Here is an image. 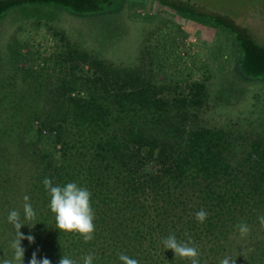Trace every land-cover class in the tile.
I'll list each match as a JSON object with an SVG mask.
<instances>
[{
	"label": "trees",
	"instance_id": "trees-1",
	"mask_svg": "<svg viewBox=\"0 0 264 264\" xmlns=\"http://www.w3.org/2000/svg\"><path fill=\"white\" fill-rule=\"evenodd\" d=\"M124 2L2 1L0 19L22 6L82 18L108 16L122 11ZM227 28L221 29L235 51L228 49L227 55L233 76L264 81V50L247 33ZM65 54L66 74L70 61L77 71L64 76L53 94L41 93L45 85L33 81L26 87L36 92L13 95L5 74L8 64H2L0 258L12 255L9 243L16 236L7 215L17 209L23 218V197L28 195L37 216L23 221L34 227L26 224L20 230L35 237L32 244L21 241L24 264L37 250L38 259L46 256L52 264L63 254L82 264L89 253L95 255L94 264H122L120 253L139 264H190L161 243L170 233L186 240L185 232L199 248L201 264H218L238 238L243 246L236 264H264V228L258 221L264 215L261 143L253 139L246 149L232 131L186 125L192 110L203 103L200 81L188 84L186 93L170 95L139 71L71 47ZM45 177L54 185L76 182L91 192L94 240L85 243L79 234L56 229ZM201 208L209 213L203 224L195 219ZM240 222L251 229L243 239L235 228Z\"/></svg>",
	"mask_w": 264,
	"mask_h": 264
},
{
	"label": "rangeland",
	"instance_id": "rangeland-1",
	"mask_svg": "<svg viewBox=\"0 0 264 264\" xmlns=\"http://www.w3.org/2000/svg\"><path fill=\"white\" fill-rule=\"evenodd\" d=\"M123 6L117 14L92 18L32 6L8 11L0 19V85L2 64H8V92H36L26 86L41 81V93H56L60 80L77 71L71 61L68 75L63 68L71 47L139 71L161 93H186L188 84L200 81L203 103L186 125L232 131L246 149L253 139L264 148V81L233 76L227 55L234 49L222 30L245 32L264 50V0H125ZM242 246L236 239L228 255L236 259Z\"/></svg>",
	"mask_w": 264,
	"mask_h": 264
},
{
	"label": "clouds",
	"instance_id": "clouds-1",
	"mask_svg": "<svg viewBox=\"0 0 264 264\" xmlns=\"http://www.w3.org/2000/svg\"><path fill=\"white\" fill-rule=\"evenodd\" d=\"M47 194L50 196V210L55 214L56 229L61 232L69 234L76 233L82 236L85 243L91 242L95 239V210L91 204V192L86 188L80 186L76 182H69L65 185H54L51 178L45 177L42 181ZM23 218L21 211L17 209L11 210L7 215V222L15 229L16 236L9 243L12 255L7 254L0 258V264H24L25 249L22 247L21 241L27 239L30 244L35 243L33 235L25 236L20 230L26 224L34 227L30 223L36 219L37 213L33 208L30 197L25 195L23 197ZM209 213L201 208L195 213V219L203 224ZM259 224L264 228V215L258 216ZM241 239L246 238L250 234V226L246 222H240L235 225ZM187 239H178L175 233H170L166 238H163L161 243L166 250H172L175 253L176 259H186L190 264H201L200 251L194 245L192 237L189 233L183 234ZM39 250L32 253L29 264H52V261L46 256L43 259L37 258ZM82 264H94L95 255L89 253L82 258ZM119 260L122 264H139L137 259L120 253ZM58 264H80L79 261L70 258L63 254ZM218 264H236L235 257L226 254L218 261Z\"/></svg>",
	"mask_w": 264,
	"mask_h": 264
}]
</instances>
